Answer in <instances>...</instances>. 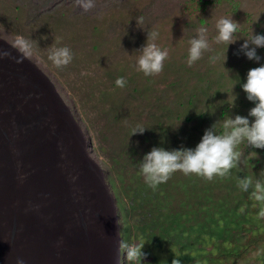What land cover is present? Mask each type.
Returning <instances> with one entry per match:
<instances>
[{
    "label": "trees",
    "instance_id": "obj_1",
    "mask_svg": "<svg viewBox=\"0 0 264 264\" xmlns=\"http://www.w3.org/2000/svg\"><path fill=\"white\" fill-rule=\"evenodd\" d=\"M177 15L182 25L175 39L174 30L163 24L144 27L158 30L157 40L163 38L161 48L169 52L163 71L152 76L138 70L136 50L146 42L147 32L139 27L131 30V13H120L126 29L122 32L118 18L105 17L91 21L86 29L72 26L75 30L67 35L64 27L62 36L65 21L50 15L52 20L37 29L40 34L31 36L32 52L77 98L83 120L107 160L122 237L131 241L143 235L145 264H172L176 254L182 264H239L252 258L264 264L261 205L238 186L240 176L264 178V149L245 142L239 146L241 162L229 175L207 179L178 171L155 190L139 172V160L153 146L195 147L214 122L222 123L229 114L248 115L254 106L242 83L249 69L259 63L238 50L253 30L264 33V0H190ZM224 16L240 25L234 37L237 41L228 52L226 43L214 40L216 22ZM202 24L208 28L213 51L221 55L211 63L212 52H205L189 66L190 40ZM127 40L133 41L128 43L129 53L123 45ZM61 46H68L74 58L57 68L48 54L52 47ZM258 53L264 57V48ZM120 76L126 78L125 87L115 83ZM137 124L148 129L132 135ZM122 261L128 264L123 256Z\"/></svg>",
    "mask_w": 264,
    "mask_h": 264
},
{
    "label": "bare ground",
    "instance_id": "obj_2",
    "mask_svg": "<svg viewBox=\"0 0 264 264\" xmlns=\"http://www.w3.org/2000/svg\"><path fill=\"white\" fill-rule=\"evenodd\" d=\"M13 45L0 37L10 53L0 58L8 59L0 71V264H102L104 251L120 262L118 206L93 140L39 62H20L26 77L12 70L20 56ZM9 86L23 93L19 107L38 110V125L9 105Z\"/></svg>",
    "mask_w": 264,
    "mask_h": 264
},
{
    "label": "clouds",
    "instance_id": "obj_3",
    "mask_svg": "<svg viewBox=\"0 0 264 264\" xmlns=\"http://www.w3.org/2000/svg\"><path fill=\"white\" fill-rule=\"evenodd\" d=\"M75 3L84 13L91 12L97 7V0H75ZM136 21L137 27L144 29L142 27L144 17L140 16L136 18ZM239 27V22L231 17L219 18L215 25L217 33L214 37L215 42L217 44L226 43L228 52L230 44L237 41L234 37L239 31ZM145 31L147 32L146 42L136 50L139 53L137 66L138 70L142 71L145 76H152L163 71L164 61L168 58L169 52L167 48H161L155 42L159 37L158 30L149 29ZM196 32L197 34L190 40L187 56L188 65L191 66L200 60L205 52H212L209 60L211 63H216L221 53L213 51L207 26L202 24ZM13 47L20 53V56L15 58L20 63L31 54L33 44L29 39L18 35ZM259 48H264V33H255L253 30L238 50V54L242 52L249 60H255L259 63V66L249 69L246 81L242 83L247 99L254 104L248 115L229 114L224 117L222 123H220V120L214 122L205 129L195 147L182 145L179 148L169 149L164 146H153L138 163L139 172L150 188L155 190L178 171L185 175L196 174L207 179H213L215 176L224 177L240 164L242 153L239 146L241 144L246 142L248 147L264 149V62H261L264 57H261L258 53ZM9 55L10 53L7 50H0V58ZM73 58L74 53L68 46L52 47L48 54V59L57 68L69 65ZM55 82L57 83V81ZM115 83L119 87H125L127 81L125 77L120 76ZM57 86L60 90L58 83ZM235 96L236 99L231 104L232 107L236 105L237 95L235 94ZM75 113L77 115L76 111ZM147 129L142 124H137L132 131V135L143 134ZM93 150L94 158L106 169L107 182L110 184L109 170L97 157L94 144ZM256 153L259 156V153ZM238 186L241 191L249 193L254 201L260 203L258 215L264 217V178H261L260 174L257 175L255 180L250 175L240 176ZM146 242L143 235H138L132 238L131 241L121 237L119 252L128 264H145L147 253L144 251V247ZM16 264H26V261L23 257H17ZM172 264H182L177 254Z\"/></svg>",
    "mask_w": 264,
    "mask_h": 264
},
{
    "label": "rangeland",
    "instance_id": "obj_4",
    "mask_svg": "<svg viewBox=\"0 0 264 264\" xmlns=\"http://www.w3.org/2000/svg\"><path fill=\"white\" fill-rule=\"evenodd\" d=\"M189 1L190 0H97V7L91 12L84 13L82 9H80L76 5L75 0H0V37L14 44L16 37L18 35H22L33 42L31 36L36 37L37 34L38 35L40 34V31L37 29H41V26H43L44 23H46L48 20H52V18H50V15H53L56 21L60 19L65 21L61 28V36H62V32L64 31L62 29L64 27L65 29H67L66 31V35H67L70 33L71 30H75L74 27H76L77 25L86 29L90 27L91 25L90 22L93 20L103 19L105 17H107L108 19H113V17L119 19L120 13L122 12L125 15H129L131 13V19L129 20V24L131 25V30L135 32L137 31L135 29L137 27L136 18L143 16L144 23L142 27H145L152 23L156 25L163 24L166 26L167 30L170 28L174 30L173 38L175 39L176 38L175 34L178 33V30L182 25L179 20L180 17H178L177 14L181 6L182 7L187 6V3ZM166 22H168L167 25ZM72 26L74 27L72 28ZM33 28L34 29L36 28V30H34ZM118 30L119 32H122V30H126L123 28L122 22ZM132 42L133 41L131 40H127L124 42L123 45L126 53H129V49H130V47H128V43L131 45ZM155 42L160 47H162V45L164 44V39L162 38ZM28 56L34 62H39L40 66L44 68L46 71H48L55 78V80L57 81L60 87V91L62 92L66 100L69 102V104L72 106L73 110L77 112V115L81 120V122L83 123L85 130H87L88 135L92 138L93 144L96 149L97 157L108 169L107 160L98 149V140L96 139L95 135H93L92 132L88 129L86 123L83 120V116L77 105V98L70 91V89L66 85H64V83L60 80V78L56 75V73L44 62V60L40 56H38L36 53L32 51L31 54ZM6 61H8V59L3 58L2 61L0 62L3 63L2 65H0L1 66L0 71L2 72L6 70L5 68H8V62ZM23 67L24 66L22 63H18L16 61L13 62L12 70L16 73L19 71L18 72L19 74L21 75L23 74L22 76L26 77L25 75L29 73V70L27 68L24 69ZM21 81H22V85L25 86L26 85L25 80L21 78ZM18 87L9 86L6 89L7 91L5 90V92H7V93L4 92L5 95H7L8 98H10L9 105L12 103L11 107L15 111L16 109L18 110L20 109L19 111H21L26 116L23 118L27 120V122L30 120L32 121L34 126L38 125L39 120L38 118H36L38 117L36 114L38 110L34 111L33 109L30 110L28 108L19 107L18 105L19 99L24 98V96L22 92H20L21 95L20 94L18 95V93L14 91L13 88H18ZM34 89L35 88L32 86V90ZM32 90L29 91L30 94L36 92V90L34 91ZM42 135L44 136L45 133H43ZM65 156L66 155H64L62 159L64 160L66 159L65 161L67 163L63 162V165L69 166V164H71L70 158L68 159V155L66 157ZM104 238H105L104 232L101 230L98 239L100 242H103ZM104 252L105 253H103L102 264H121V263L124 264L121 258H120V262H118L116 256H112L108 252L106 253V251ZM110 261L111 263H109ZM239 264H259V263H257V260L255 258L254 259L252 258V260L249 263L239 262Z\"/></svg>",
    "mask_w": 264,
    "mask_h": 264
}]
</instances>
